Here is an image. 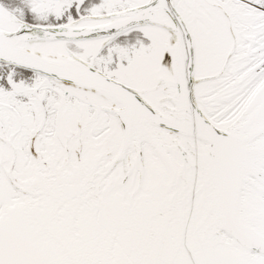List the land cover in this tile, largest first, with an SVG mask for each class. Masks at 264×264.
<instances>
[{"label":"snow or ice","instance_id":"6c2138e0","mask_svg":"<svg viewBox=\"0 0 264 264\" xmlns=\"http://www.w3.org/2000/svg\"><path fill=\"white\" fill-rule=\"evenodd\" d=\"M0 264H264V0H0Z\"/></svg>","mask_w":264,"mask_h":264}]
</instances>
